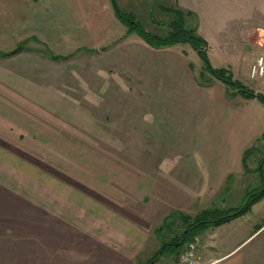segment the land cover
Wrapping results in <instances>:
<instances>
[{
    "label": "crops",
    "instance_id": "obj_1",
    "mask_svg": "<svg viewBox=\"0 0 264 264\" xmlns=\"http://www.w3.org/2000/svg\"><path fill=\"white\" fill-rule=\"evenodd\" d=\"M226 1L116 0L120 9L140 22L142 17L153 21L169 17L170 21L172 12H177L184 23L191 25L187 27L204 39L207 54L213 43L243 46L246 50L252 43L261 51L251 55L242 51L245 57L241 64H229V72L254 92H262L264 78L251 80L247 72L255 56L264 53V20L255 22L246 18L243 24L240 13L224 7ZM114 20L119 19L110 0H0V264H17L18 249H42L45 257L56 252L58 258H51L53 264H127L135 249H139L133 243L134 238L141 234L144 239L139 231L124 237L131 242L121 243L110 236L116 235L115 232L102 234L101 223L78 217L76 213L65 215L55 198L33 200L31 171L36 168L32 165L33 142L47 141L48 128L38 122V117L32 119V108L33 104L47 105L49 79L55 76L48 68L49 61L54 60L50 53L62 47V52L72 50L71 56L75 49L88 47L93 49L89 54H96L103 48L106 60L129 64L121 66L126 77L139 79L144 71L150 74L157 70V65L153 64V69L144 65L143 53L159 47L143 43L125 24L120 27L121 34L106 36ZM225 30L231 33L226 34ZM258 37L262 44L255 41ZM15 48L18 50L14 53H2ZM181 51L157 56L175 64L178 69L174 72L183 75L185 85L178 87L176 94H184L185 102L180 97L167 102H161L159 97L156 102L157 88L144 86L149 101L138 105L136 132L130 131L134 129L130 121H121L120 133H116L121 141L135 143V150H122V155L136 159L126 166L140 175H165L168 181L165 188L170 193L167 200L173 201V211L167 210L163 215L177 212L190 219L204 209L236 207L248 189L258 186L264 167V103L208 71L206 80H194L189 57L185 50ZM178 109H184L189 117L180 137L185 143L184 151L146 149L148 141L177 138L171 122L172 133L160 132L156 115L157 111L167 110L170 119L176 117L174 111ZM146 111L155 114L153 124L145 121ZM97 125L90 120L94 135L108 136L107 129L103 131ZM146 198L149 200L143 201ZM50 199L59 204L55 210L46 204ZM155 200L164 199L153 191L143 193V205ZM179 218L184 221L183 216ZM109 227L116 230L113 222ZM196 233L200 237L197 252L202 264H264V196L244 214L202 227ZM143 242L139 240L137 244Z\"/></svg>",
    "mask_w": 264,
    "mask_h": 264
},
{
    "label": "rangeland",
    "instance_id": "obj_2",
    "mask_svg": "<svg viewBox=\"0 0 264 264\" xmlns=\"http://www.w3.org/2000/svg\"><path fill=\"white\" fill-rule=\"evenodd\" d=\"M262 2L264 0H227L224 7L240 13L241 23L244 24L246 18L255 22L264 20ZM141 23L145 29L158 36H166L174 28H178L169 22V17L157 18L156 21L150 17H142ZM123 26L121 21L114 20V23L109 25L106 36L111 33L121 34L120 27ZM182 26L191 27L184 23V20ZM224 33L229 34L231 31L225 30ZM136 36L147 44L140 36ZM259 38L255 41L262 44V39ZM178 43L176 46L153 48L154 52L143 53L144 65H148V69H153L154 65L158 67L150 74L144 71L145 74L139 79L126 77L121 66L129 67L127 62L106 60L102 52L103 48H100L96 54H89L93 49L82 47L75 49L72 57L54 58L55 61L50 60L48 63L49 71L55 73V76H50L49 79L47 105L33 104L32 108V119L37 120L38 117V122L42 121L48 128L47 141L33 142L32 165L36 168L31 171V181L34 202H40L41 198L46 196L55 198L63 206L65 215L76 213L78 217L95 220L96 223H101L99 228L102 234L109 235L110 231L115 232L116 235L110 234V236L121 243L123 240L131 242V239L124 237L141 231L139 233H143L144 239L141 238V234H138L140 238L139 236L134 238L133 243L135 242L139 249H135L136 253L127 264H145L151 256H155V251L162 243L175 242L185 226L177 212L163 215L173 208V201L167 200L170 198V193L165 188L164 183L168 182L165 175L163 177L140 175L134 168H129L127 162H135L136 159L132 155L128 157L125 153L124 155L121 153L123 149L135 150V143L121 141V136L117 135L120 133L121 121H130L134 128H130V131L136 132L137 113L140 109L138 105L149 101L144 86L157 88L156 102L159 101V97L161 102L176 101L178 97L185 102L182 99L184 94H176L178 87L182 88L185 85L184 78H181L183 75H179L180 71L174 72V69H178L175 64L164 62L159 56L185 50L194 80L198 82L206 80L207 70L204 68V61L193 43L191 41ZM213 44L208 48L209 61L213 67L224 68L228 73H230L229 64H241V59L245 57L242 51H246L247 55L261 51L252 43L249 44V51L243 46L226 47L220 43ZM204 48L206 50L205 46ZM63 50L62 47L58 51L54 49L53 53H50L51 58L52 55H69L72 51L62 52ZM170 64L173 67L169 66ZM202 66L203 71L200 73ZM152 72L154 75H151ZM246 79L249 81L247 77ZM238 81L244 84L242 80ZM164 90L170 91V94H163ZM150 99L153 102L151 96ZM174 112L177 113L176 117L169 119L167 110L157 111L156 120L160 123L162 134L172 133L173 127L169 122L174 124V135H177V138L172 141L155 140V143L148 141L145 145L146 149L171 150L177 153L184 151L185 143L180 137L184 134L189 117L186 116L184 109ZM193 112L195 114V111ZM153 116L154 113L146 111L144 119L147 123L153 124ZM91 119L98 123V129L102 128L103 131L107 129L108 136L94 135V130H90ZM113 133L116 135H112ZM152 191L162 196L164 200L158 202L155 200V203L143 205V193L148 194ZM148 198L143 201H148ZM51 199L46 204L51 210H55L59 204ZM239 202L235 206H238ZM105 217L108 220H105ZM110 220L116 225V230L112 231L109 227ZM169 221H173L172 226L168 224ZM159 225L160 228H157L159 230H155ZM137 238L144 242L138 245ZM180 248L181 246L178 245L165 247L161 256L152 264L171 263ZM56 257L58 258L56 252L45 257L42 249H18L17 264H53L51 258Z\"/></svg>",
    "mask_w": 264,
    "mask_h": 264
},
{
    "label": "trees",
    "instance_id": "obj_3",
    "mask_svg": "<svg viewBox=\"0 0 264 264\" xmlns=\"http://www.w3.org/2000/svg\"><path fill=\"white\" fill-rule=\"evenodd\" d=\"M110 1L116 16L123 24L127 26V30L129 32L137 33L142 39H144L148 44H150L153 47H164V46H170L177 42L191 41L194 45V48H196L197 53L204 61V68L211 75H213L214 77L218 78L219 80L223 81L228 85L238 88L246 96H255L256 94L257 99L262 103H264V94L260 92L255 93L248 86L242 84L236 79H233L232 75L228 73L224 68H215L212 66V64L209 61L206 50L204 48L205 46L204 39L198 36L193 29L184 28L182 26L183 24L182 15L180 16L177 12H172L173 17L169 22L172 23V25L177 26L178 28H174V30H172L166 36H158L155 33L145 29L144 26L141 24V22L138 21L131 13L120 9L116 0H110ZM17 50L18 48H15L11 51L2 52V53L9 54V53H14ZM68 56L69 55H52V57L55 59L67 58ZM262 196H264V167H261L260 170V182L258 186L252 189H248L244 195L242 202L238 206L225 210L217 209V208L204 209L199 213H197L195 216L191 217L190 219L184 217L185 216L184 214H179L180 215L179 217L183 216L182 219H184L185 222V227L181 231V235L177 237L175 242L170 241V242L162 243L161 246L155 251V256L154 257L151 256L145 264H152L156 260V258L161 256V254L164 252L163 249L165 247L168 248L170 245L181 246L184 240L190 238L200 228L209 225H218L234 217L244 214L250 209L251 205L254 202H256L258 199H260ZM163 223H167V222L163 221ZM168 224L172 226L173 221L171 222L169 221Z\"/></svg>",
    "mask_w": 264,
    "mask_h": 264
},
{
    "label": "built area",
    "instance_id": "obj_4",
    "mask_svg": "<svg viewBox=\"0 0 264 264\" xmlns=\"http://www.w3.org/2000/svg\"><path fill=\"white\" fill-rule=\"evenodd\" d=\"M248 77L251 80L264 78V53L257 54L250 63ZM262 94H264V91H262ZM199 239V235L195 233L190 238L184 240L176 254L175 260L169 264H202L201 256L197 252Z\"/></svg>",
    "mask_w": 264,
    "mask_h": 264
},
{
    "label": "water",
    "instance_id": "obj_5",
    "mask_svg": "<svg viewBox=\"0 0 264 264\" xmlns=\"http://www.w3.org/2000/svg\"><path fill=\"white\" fill-rule=\"evenodd\" d=\"M255 97H257V95L255 94Z\"/></svg>",
    "mask_w": 264,
    "mask_h": 264
}]
</instances>
